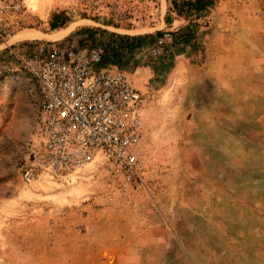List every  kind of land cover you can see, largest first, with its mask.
<instances>
[{"label": "rangeland", "instance_id": "obj_1", "mask_svg": "<svg viewBox=\"0 0 264 264\" xmlns=\"http://www.w3.org/2000/svg\"><path fill=\"white\" fill-rule=\"evenodd\" d=\"M88 42L142 95L143 183L89 164L25 184L34 82L0 73V264H264V0H0V64Z\"/></svg>", "mask_w": 264, "mask_h": 264}, {"label": "built area", "instance_id": "obj_2", "mask_svg": "<svg viewBox=\"0 0 264 264\" xmlns=\"http://www.w3.org/2000/svg\"><path fill=\"white\" fill-rule=\"evenodd\" d=\"M172 40L166 31L149 47L153 56ZM0 73L23 69L37 96L34 149L21 167L25 184L77 176L87 165L143 183L135 148L143 99L124 71L105 63L102 43H40L11 49Z\"/></svg>", "mask_w": 264, "mask_h": 264}, {"label": "trees", "instance_id": "obj_3", "mask_svg": "<svg viewBox=\"0 0 264 264\" xmlns=\"http://www.w3.org/2000/svg\"><path fill=\"white\" fill-rule=\"evenodd\" d=\"M192 2L188 3V6H184L181 4L177 3V0H171V3L173 6L179 7L180 12H200L206 8H208L213 0H191ZM186 7V9H185ZM170 8H168V12L166 13V22H170L171 19V12H170ZM66 22V19L64 18V16H62V14H54L53 18L50 22V26L51 29H56V28H60L64 25V23ZM157 34H162V32H157Z\"/></svg>", "mask_w": 264, "mask_h": 264}]
</instances>
